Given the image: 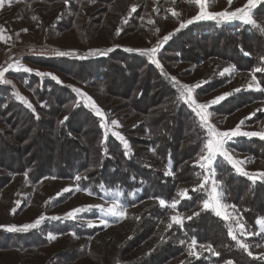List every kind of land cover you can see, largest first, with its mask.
Instances as JSON below:
<instances>
[{
  "label": "trees",
  "instance_id": "16d2710c",
  "mask_svg": "<svg viewBox=\"0 0 264 264\" xmlns=\"http://www.w3.org/2000/svg\"><path fill=\"white\" fill-rule=\"evenodd\" d=\"M44 1L67 4L73 16L62 26L76 30V18L91 5L105 6L102 14L107 23L114 19L113 27L105 25V29L112 30L116 41L132 31L129 28L137 25L141 11L133 8L136 0ZM253 18L252 26L204 22L199 29L189 27L155 56L113 46L111 53L101 56L78 55L48 63L64 80L71 78L68 86L35 74L17 75L21 84L30 78L27 90L34 94L17 96L18 101L12 87H0V189L24 176L31 185L45 179L69 181L94 195L104 190H120L125 196L136 193L128 208L140 213L133 219L128 215L129 227L116 243L124 249L112 256V264H264L259 252L264 234H259L256 224L258 219L264 221V173L254 179L249 169L252 160L264 161V139L237 140L231 148L246 155L244 171L218 157L212 166L215 182H206L200 161L212 140L211 127L192 106L190 87L171 76L175 58L168 56L179 50L183 61L211 58L208 64L222 67L230 63L236 72L253 75L264 91V1L257 4ZM226 77L202 80L192 93L194 99L207 90L216 91L229 80ZM86 99L94 102L88 104ZM263 100L261 91L241 89L221 95L205 108L210 117L230 115ZM104 118L118 122L127 147L112 131L106 132ZM212 189L223 194L224 203L252 236L244 243L234 237L233 222L205 206ZM173 214L184 221L168 226ZM82 223L65 217L14 233L0 231V251L27 254L49 248L54 238H67L83 245L58 252L56 264L93 261L91 244L108 232ZM130 244L134 254L129 252Z\"/></svg>",
  "mask_w": 264,
  "mask_h": 264
},
{
  "label": "rangeland",
  "instance_id": "374dc122",
  "mask_svg": "<svg viewBox=\"0 0 264 264\" xmlns=\"http://www.w3.org/2000/svg\"><path fill=\"white\" fill-rule=\"evenodd\" d=\"M32 1L33 3H27V0L0 1V87H12L18 101L22 96L34 94V91L27 90L30 78L21 84L16 78L17 75L35 74L42 79L55 83L60 81L61 85L68 86L72 82L71 78L67 76L64 80L62 73L48 63L78 55L101 56L111 53L113 46L155 56L174 35L189 27L199 29L204 22L210 26L254 25L253 13L257 4L264 0H136L133 8L141 10L140 18L137 25L129 28L132 31L123 33L127 35L120 41L114 39L112 30L105 29V25L112 26L114 23V19L107 23L102 10L105 6L91 5L84 15L76 18L75 25L78 23L79 28L76 30L62 26V22L69 21L70 16H73L67 4L48 5L44 0ZM178 52L179 50L168 53V56L175 58L172 68H169L172 71L171 76L182 85L190 87L188 93L192 106L202 121L211 127L212 140L207 143V150L200 161L206 182H215L212 166L218 157L230 160L239 171H244L246 155L237 154L231 147L240 139H264V100L247 105L230 115L217 116L212 113L211 117L205 104L234 90L246 89L254 93L261 91L263 95L264 91L260 89L253 75L236 72L230 63L222 67L215 63L208 64L211 58L200 63L183 61ZM159 61L162 62L161 59ZM212 75H216L215 80L224 75L229 76L226 77L229 80L216 91L207 90L203 97L195 100L192 93L198 91L202 80ZM32 87L34 89L37 86L35 84ZM71 87L75 88L76 85ZM47 90L50 91L51 87ZM86 100L88 104L94 102V99ZM257 115L260 117L254 119ZM248 120L253 121L247 124ZM104 125L106 132L112 131L115 138L126 145L124 136L118 132V122L114 120L110 123L104 118ZM249 169L256 179V176L264 173V161L252 160ZM136 199V193L125 196L120 190H104L101 195L81 192L69 181L45 179L31 185L27 177L16 176L0 189V231L14 233L21 229L34 228L46 220L57 221L69 217L83 222L88 228H103L108 232L91 244V250L94 251L93 261L89 258L76 264H101L102 261L103 264H112V256L124 249L119 248L116 243L123 240L124 232L129 227L130 221L125 224L128 215L133 219L140 213L139 210L132 212L128 208V202ZM205 206L212 209L217 216L234 223L236 236L233 235L241 243L252 237L246 234L244 226L233 209L224 203L223 194L217 189L211 190ZM169 220L168 226L173 222H183L184 218L173 214ZM256 224L259 234L263 235V219H258ZM53 242L49 248L27 254L0 251V264H56L55 255L58 252L83 245V242L67 238H54ZM132 248L134 244L129 246V252L134 254ZM259 252L264 256V243ZM102 254L105 257L101 258Z\"/></svg>",
  "mask_w": 264,
  "mask_h": 264
},
{
  "label": "crops",
  "instance_id": "0c3cea01",
  "mask_svg": "<svg viewBox=\"0 0 264 264\" xmlns=\"http://www.w3.org/2000/svg\"><path fill=\"white\" fill-rule=\"evenodd\" d=\"M0 1L4 2V0H0Z\"/></svg>",
  "mask_w": 264,
  "mask_h": 264
}]
</instances>
